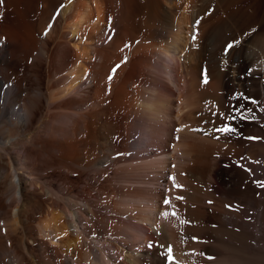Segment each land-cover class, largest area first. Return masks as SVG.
<instances>
[{"label": "bare ground", "instance_id": "bare-ground-1", "mask_svg": "<svg viewBox=\"0 0 264 264\" xmlns=\"http://www.w3.org/2000/svg\"><path fill=\"white\" fill-rule=\"evenodd\" d=\"M181 1L0 0V264H264V36Z\"/></svg>", "mask_w": 264, "mask_h": 264}, {"label": "rangeland", "instance_id": "rangeland-1", "mask_svg": "<svg viewBox=\"0 0 264 264\" xmlns=\"http://www.w3.org/2000/svg\"><path fill=\"white\" fill-rule=\"evenodd\" d=\"M161 1L162 4H165L164 0ZM180 1L181 0H179V2ZM190 1L191 0L186 2L185 6L187 7V5H189L190 10L192 11L195 7V9L197 8V10H199L198 13H201L198 14V16L196 17L197 27L201 26L200 29L198 27V40H201L203 35L206 36L209 30L214 27V29H221L219 30L220 38L224 41L226 40L227 43L231 42V40L234 38V35L237 38V36H242L243 33L246 32H251V34L257 33L264 36V0H192L195 2ZM181 3L182 1L180 2V4ZM190 3H192V7H190ZM193 3L197 5V7ZM188 13H190L189 15L192 14V12L190 11ZM257 28L259 31L257 30ZM200 30L203 31L201 32ZM146 40V38H141V40H138V43L144 42ZM47 181L51 182L52 180L48 179ZM52 182L55 185L57 181L53 180Z\"/></svg>", "mask_w": 264, "mask_h": 264}]
</instances>
